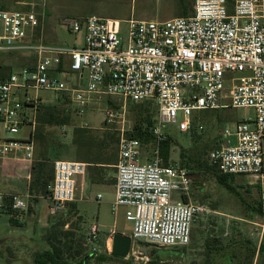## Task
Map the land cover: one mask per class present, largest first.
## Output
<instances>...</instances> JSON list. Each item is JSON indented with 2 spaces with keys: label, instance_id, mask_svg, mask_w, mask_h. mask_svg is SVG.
I'll use <instances>...</instances> for the list:
<instances>
[{
  "label": "built area",
  "instance_id": "obj_1",
  "mask_svg": "<svg viewBox=\"0 0 264 264\" xmlns=\"http://www.w3.org/2000/svg\"><path fill=\"white\" fill-rule=\"evenodd\" d=\"M30 5L23 10L0 9V66H9L1 59L19 54L35 59L0 78V160L13 158L32 168L33 135L44 104L41 90L68 95L78 114L102 96L124 102L153 100L158 118L152 151L129 135L133 125L126 121L125 105L105 109V123H117L119 135L113 212L125 208L133 242L186 247L194 224L213 211L192 200L190 169L176 162L163 164L158 146L165 138L163 128L177 123L181 114L179 129L189 132L195 112L248 108L254 110V118L236 122L233 130L227 127L208 160L222 174L249 177L250 184L264 186V0H193L190 15L128 20L126 39L117 19L67 18L64 27L82 36L73 46L47 43L45 6L38 12L34 3ZM67 73L74 75L75 84L63 78ZM24 128H30L25 136L1 134L17 135ZM86 171L84 162L54 160L48 187L51 214L77 200V177ZM8 196L0 193V210L10 208L21 221L26 199ZM101 198L98 194L97 200ZM98 232V225H92L90 235L97 237Z\"/></svg>",
  "mask_w": 264,
  "mask_h": 264
},
{
  "label": "rangeland",
  "instance_id": "obj_2",
  "mask_svg": "<svg viewBox=\"0 0 264 264\" xmlns=\"http://www.w3.org/2000/svg\"><path fill=\"white\" fill-rule=\"evenodd\" d=\"M184 2L189 6L188 12L191 13L193 0H184ZM30 3H34V8L38 12L42 11L43 5L45 6L44 40L50 44L69 46L79 45L82 36L75 35L64 27L67 18L99 16L117 19L121 22V36L126 39L130 19L163 21L179 16L183 11L181 0H0V9H30L32 7ZM34 61L29 53L1 59V62L9 65L7 67H11V70L26 68ZM240 75L235 74V76ZM63 78L76 83L71 73L63 75ZM39 95L44 105H57L59 115L69 117L68 124L65 125L38 126V123L36 125L37 133L42 132L46 136L50 157L53 160H76L72 144L75 127L102 129L107 126L117 131V123L105 124V109L116 110L125 105L126 121L130 125L134 122V114L128 112L131 107L130 101L124 102L117 96H102L88 111L78 114L70 100H66V94L41 90ZM254 115L253 109L231 107L195 112L193 138L192 129L189 132L180 131L178 124L183 120L181 114L177 123L165 125L164 136L170 137L171 141L170 162L180 163L190 169L194 181L192 200L207 205L213 213L201 217L194 224L191 243L186 247L165 248L133 242L126 259L108 261L104 264H149L150 255L159 260V254L162 255L159 264H191L193 261L197 264H224L229 259H234L231 264H244L247 242L258 245L262 241L264 245V215L259 210L261 205L264 211V186L250 184L249 177L243 178L244 180L231 179V182L228 181L231 187L224 186L218 181L217 174L208 172L204 167L205 161L208 162L210 151L222 139L224 130L227 127L233 130L236 122L254 118ZM155 116L157 120V112ZM199 124L204 126L202 130L198 129ZM1 128L0 124V130ZM29 130L30 128H24L17 135L1 134L4 137L15 138L27 135ZM40 140L41 143L34 139L35 154H38L43 147L44 141ZM144 150L147 148L144 147ZM181 153L185 156L183 157ZM192 159L194 160L191 161ZM184 162L189 163L184 164ZM102 169L106 183L93 186L85 197L77 193V202L74 201L76 208L66 204L56 214H45L44 206L36 207L37 201L28 198V207L20 213V222L24 226L12 225L9 220L10 215L0 212V264H33L36 251L48 248L44 236L49 229L47 228L49 222L51 226L59 221L64 223V229L75 231L80 239L83 238L81 243L89 253L96 250L101 254V246L98 242L90 241L92 225H98L99 232L96 239L101 243V239L106 238L109 252L114 233L130 235L132 225L126 220L125 208L119 207L115 213L113 212L115 187L111 183L114 182L116 167ZM19 189L22 192L26 190L25 179H19ZM99 193L102 198L98 201ZM175 197L180 199L178 193H175ZM28 223H36L38 226L29 232L25 227ZM41 224L42 226H39ZM143 248H146L148 255L143 254ZM254 263L264 264V254L256 255ZM93 264H96L95 261Z\"/></svg>",
  "mask_w": 264,
  "mask_h": 264
},
{
  "label": "trees",
  "instance_id": "obj_3",
  "mask_svg": "<svg viewBox=\"0 0 264 264\" xmlns=\"http://www.w3.org/2000/svg\"><path fill=\"white\" fill-rule=\"evenodd\" d=\"M181 3L183 8L182 13H180L181 16L189 15V6L184 2V0H181ZM10 72V67L0 66V78L7 76ZM65 98L66 100H69L68 95H66ZM130 105L131 107L128 112L129 114H134V122L132 132L129 133V135L139 138L143 146L147 148V151L153 150L156 147V139L152 131L157 121L155 116V112L158 113L156 103L153 100L140 102L130 101ZM154 109H156V111ZM68 121V116L61 117L59 115L57 105H41L37 115L38 126L65 125L68 124ZM194 128L195 127L192 128V138L194 137ZM33 138L37 139L40 143V139H42L44 144H42L43 147L37 154V158L32 164L29 193L34 196H48L50 194L48 187L54 178V160L50 157V149L47 145L45 134L42 132L37 133L36 129ZM118 141V131H113V129L108 128L107 126H104L102 129H90L85 126H78L73 129L72 133V144L75 150V159L88 164V166L97 164H114L113 162L115 161V156H117L118 153ZM170 144V137H165L159 142L158 146L163 159V164H169L170 162ZM181 155L183 157L185 156L184 153H181ZM193 160L194 159L191 161ZM187 163L184 162V164ZM204 167L208 170V172L217 174L218 181L224 186L226 185L231 187V184H229L228 181L231 182V179L238 180L240 178V176L232 174H222L216 166L210 164L209 160L208 162L205 161ZM218 173H220V175ZM5 197L6 199H9V196ZM68 204H71L72 207L76 208V203L70 202ZM259 210L260 213L264 215L261 205ZM0 212L10 215V223L12 225L21 226V222L15 218L14 213L10 208H4L0 210ZM63 225L64 223H59V221H57L49 227L44 236L45 242L48 244V248L36 251L33 264H93V261H95L96 264H104L108 261H121V259L111 256L107 249L106 238L103 237L101 239V243H99V239L97 240L96 237L89 235L91 242L97 241L98 245L101 246V254H98L96 250L89 253L83 243H81L83 238L80 239L75 231L64 229ZM141 243L148 244L145 242ZM246 247L247 253L245 255L244 264H255L254 259L256 255L264 254V245L262 241L261 243H258V245L257 243L253 244L251 242H247ZM158 257L160 260L162 255L159 254ZM155 259L152 255H150L149 264H159V260H157L158 258ZM232 262H234V259H229L226 260L224 264H231Z\"/></svg>",
  "mask_w": 264,
  "mask_h": 264
},
{
  "label": "crops",
  "instance_id": "obj_4",
  "mask_svg": "<svg viewBox=\"0 0 264 264\" xmlns=\"http://www.w3.org/2000/svg\"><path fill=\"white\" fill-rule=\"evenodd\" d=\"M179 16H181V14ZM53 45H56V44H53ZM67 60L68 59L66 58L65 62ZM36 158H37V154H35L34 152V160ZM117 161H118V153H117V156H115V161L113 162L114 164H106V165L97 164V165H92V166H88L87 164V171L85 175L77 177L76 196H78L77 193H79L81 196L84 195L85 197L86 193L93 186L99 185L101 183H106L107 180L103 176L102 168L111 167V166L116 167ZM28 176H30V179H31V169H26L23 162L15 160L13 158L0 160V193L5 196L12 195V194H18L24 197L27 202H28V198H33L37 201L36 207L44 206L46 209L44 210L45 214H48V213L50 214L49 209L52 205L50 194L48 196L31 195L29 193L30 179L28 178ZM19 179L26 180V190L23 192L19 189ZM115 183H116V173L114 176V182H112L111 184H113V186L115 187ZM21 226H24V225H21ZM37 226L38 224L36 223H28V225L25 227L29 232H31V230H33V228H36ZM39 226H42V224ZM49 226H50V222L47 223V228H49Z\"/></svg>",
  "mask_w": 264,
  "mask_h": 264
},
{
  "label": "water",
  "instance_id": "obj_5",
  "mask_svg": "<svg viewBox=\"0 0 264 264\" xmlns=\"http://www.w3.org/2000/svg\"><path fill=\"white\" fill-rule=\"evenodd\" d=\"M132 245L133 240L130 235L114 233L111 240L110 254L112 257L117 259H126L131 251ZM142 251L144 255H148L146 248H143ZM191 264H197V262L193 261Z\"/></svg>",
  "mask_w": 264,
  "mask_h": 264
},
{
  "label": "flooded vegetation",
  "instance_id": "obj_6",
  "mask_svg": "<svg viewBox=\"0 0 264 264\" xmlns=\"http://www.w3.org/2000/svg\"><path fill=\"white\" fill-rule=\"evenodd\" d=\"M243 178H245V177H242V176H241L239 179H243ZM243 180H244V179H243Z\"/></svg>",
  "mask_w": 264,
  "mask_h": 264
}]
</instances>
